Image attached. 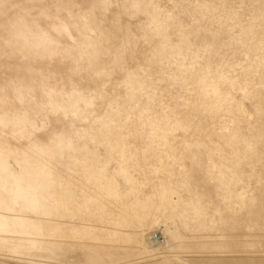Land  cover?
<instances>
[{"label": "rangeland", "instance_id": "374dc122", "mask_svg": "<svg viewBox=\"0 0 264 264\" xmlns=\"http://www.w3.org/2000/svg\"><path fill=\"white\" fill-rule=\"evenodd\" d=\"M0 264H264V0H0Z\"/></svg>", "mask_w": 264, "mask_h": 264}, {"label": "built area", "instance_id": "2783aa9c", "mask_svg": "<svg viewBox=\"0 0 264 264\" xmlns=\"http://www.w3.org/2000/svg\"><path fill=\"white\" fill-rule=\"evenodd\" d=\"M153 240H154V242H156V243H158V241H159L158 237H154Z\"/></svg>", "mask_w": 264, "mask_h": 264}]
</instances>
